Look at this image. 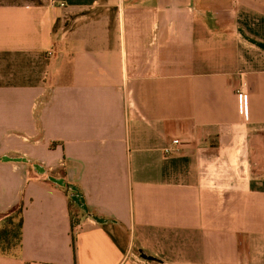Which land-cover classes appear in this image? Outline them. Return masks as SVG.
<instances>
[{"label":"crops","instance_id":"1","mask_svg":"<svg viewBox=\"0 0 264 264\" xmlns=\"http://www.w3.org/2000/svg\"><path fill=\"white\" fill-rule=\"evenodd\" d=\"M19 207L0 264H264V0H0Z\"/></svg>","mask_w":264,"mask_h":264},{"label":"trees","instance_id":"2","mask_svg":"<svg viewBox=\"0 0 264 264\" xmlns=\"http://www.w3.org/2000/svg\"><path fill=\"white\" fill-rule=\"evenodd\" d=\"M55 185V183H54ZM57 186V185H56ZM68 184L65 183L62 188L68 192V206H72L77 209V205L71 199V195L74 191L69 189ZM22 209H17V220L14 221L13 217L5 216L3 223L0 225V253L1 254H14L16 249L21 243V228H22Z\"/></svg>","mask_w":264,"mask_h":264},{"label":"water","instance_id":"3","mask_svg":"<svg viewBox=\"0 0 264 264\" xmlns=\"http://www.w3.org/2000/svg\"><path fill=\"white\" fill-rule=\"evenodd\" d=\"M4 160H13V161H21L23 160L22 158H3ZM48 180L51 181L52 183H55L56 185H59V186H64L65 183L62 179H59V178H54L52 176H49L48 177ZM69 189L74 191V194L71 195V199L73 200V202L78 205L79 207L85 209L84 205H83V200H82V197L81 195L77 192L76 188L73 186V185H70L69 186ZM93 219L97 222H103V219L101 218H98V217H93ZM139 254H140V257L145 259V260H155L154 257L150 256V255H146L142 250H139Z\"/></svg>","mask_w":264,"mask_h":264},{"label":"rangeland","instance_id":"4","mask_svg":"<svg viewBox=\"0 0 264 264\" xmlns=\"http://www.w3.org/2000/svg\"><path fill=\"white\" fill-rule=\"evenodd\" d=\"M17 209H18V208H14L12 211H10V212L7 214V216H9V217H13L14 221L17 220ZM3 219H4V217L0 220V224L3 223Z\"/></svg>","mask_w":264,"mask_h":264},{"label":"built area","instance_id":"5","mask_svg":"<svg viewBox=\"0 0 264 264\" xmlns=\"http://www.w3.org/2000/svg\"><path fill=\"white\" fill-rule=\"evenodd\" d=\"M172 142H173L174 144H176V143H178V140L175 139V140H173ZM171 150H172L171 148H166V149H165V152L168 153V152H170Z\"/></svg>","mask_w":264,"mask_h":264}]
</instances>
